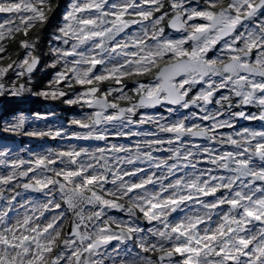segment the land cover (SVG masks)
<instances>
[{
    "label": "snow or ice",
    "instance_id": "obj_1",
    "mask_svg": "<svg viewBox=\"0 0 264 264\" xmlns=\"http://www.w3.org/2000/svg\"><path fill=\"white\" fill-rule=\"evenodd\" d=\"M58 7L0 0V98L87 109L71 120L82 131L26 129L20 114L0 132L104 145L0 150V264H264V0H73L37 91L29 32ZM157 108L186 114L141 111Z\"/></svg>",
    "mask_w": 264,
    "mask_h": 264
},
{
    "label": "rangeland",
    "instance_id": "obj_2",
    "mask_svg": "<svg viewBox=\"0 0 264 264\" xmlns=\"http://www.w3.org/2000/svg\"><path fill=\"white\" fill-rule=\"evenodd\" d=\"M5 15L6 14L0 13V20H2ZM53 46H58L57 42L55 40L53 42ZM52 56H53V54H52ZM54 58L55 57L53 56V59ZM46 68L47 67L38 65L36 71H38L39 74H43L45 72ZM10 75H11V73H10ZM143 79L146 80L147 78L145 77ZM35 80H36V78L33 76L32 83ZM32 83L30 85H28L31 88H32ZM126 83L128 84L129 88L134 87V84L131 81H126ZM77 90H79V89H77ZM19 98L31 99V98H36V97L25 94L24 96L19 97ZM1 99H5V98H0V100ZM14 99H17V98H14ZM41 99H43V98H41ZM45 101H46V103L42 106V109L40 111L33 112V113L28 112V111H20L17 114L10 116L9 118H5L4 121H2V125L0 127H2L6 122L13 121L18 115L23 114L27 118V122H26V126H25L26 129H32V128L47 129L50 127L52 129L66 130V132L68 134H71L73 132L82 131L81 129L72 125L71 120L80 118L82 115V112L89 111V110H87V109L82 110L78 106L63 105V107H68V109H71L70 114L66 118V111L54 110L55 105L52 103L53 101H51V100H45ZM59 107L57 106V108H59ZM0 108H1V102H0ZM141 111L147 112L148 114H151V115L158 116L156 111H154L152 109L141 110ZM36 114H39L40 116H43L45 118L44 119H37ZM145 129L151 130V126L144 125V126H141L139 128H134V130H138V131H143ZM137 139L138 138H136V137L117 138V139H112L110 142L111 143H118V144L132 145L134 143V141ZM70 144H75L77 146L83 145V146H87V147H95L97 145L103 146L104 142L94 143V142H88V141H78V140H74V139L73 140H64V139H60V138L52 139L50 137L39 138V137H30V136H24V135H12V134H8V133L0 132V150L10 149L11 152L18 154L20 157L25 158V159L30 158L29 157L30 153L43 154L49 149H57V148H61V147H67ZM155 155L160 156L159 153H157ZM12 158L15 159L16 156H13ZM142 166H146V165H142ZM0 171H2V169H0ZM149 187H151V186H149ZM218 195H219V193H218ZM26 197H33L35 200L40 201V202H42L44 199L42 196H40V194L24 193L23 197H18L17 200L19 201V200L26 198ZM2 203L3 202L0 201V204H2ZM121 203H123V201H121ZM28 207L31 208V205H29ZM20 211L23 212L24 209H20ZM29 214H31V212H29ZM46 215H50V214H46ZM109 215L114 216L120 220L128 219L127 213L124 211L116 212L114 210H111L109 212ZM173 215H177V214L174 213ZM180 215H183V213H180ZM138 223L144 228L151 227V225H148V223L146 221H144L143 219L139 220ZM67 227L68 226L66 224L65 230Z\"/></svg>",
    "mask_w": 264,
    "mask_h": 264
},
{
    "label": "trees",
    "instance_id": "obj_3",
    "mask_svg": "<svg viewBox=\"0 0 264 264\" xmlns=\"http://www.w3.org/2000/svg\"><path fill=\"white\" fill-rule=\"evenodd\" d=\"M73 0H53L54 3H58L59 7L55 10V12L50 14L49 20L44 25L43 29L34 28L29 32V37H38L39 43L37 46L36 54L40 57V66L47 67L43 74H39L38 71L33 73V76L36 80L32 83V88L34 90L43 89L49 80L52 79L55 69H51L48 67L49 63L52 62L53 56L51 52V48L53 46L54 40L52 39L54 34L56 33V29L63 23V14L68 9L69 4ZM22 37H17L20 39ZM10 49H15L22 56L23 51L15 48L14 45H9ZM15 59L16 57L13 56ZM7 63V61H5ZM78 89V88H77ZM67 91H71L66 89ZM44 99L39 97L31 98V99H23V98H5L1 99V108H0V126L2 125V121L5 118H9L12 115L17 114L20 111H28V112H38L42 109V106L46 103ZM55 105L54 110L66 111V118L70 114L71 109L68 107H63L66 105L61 103L59 100L52 102ZM57 106L60 108H57Z\"/></svg>",
    "mask_w": 264,
    "mask_h": 264
},
{
    "label": "flooded vegetation",
    "instance_id": "obj_4",
    "mask_svg": "<svg viewBox=\"0 0 264 264\" xmlns=\"http://www.w3.org/2000/svg\"><path fill=\"white\" fill-rule=\"evenodd\" d=\"M193 3H195V0H193ZM166 32L171 33V35L173 37H178L179 36V33H175L171 29H166ZM217 47H219V45ZM208 55L209 56H213V52H209ZM197 87H199V86H197ZM209 107L211 108V107H214V106H209ZM153 110L156 111L158 116L163 115V116L168 117V118L173 119V120H175L177 118H180V117H182L183 115L186 114V110H179L178 112L173 113L171 115L169 113H167L166 111H164L162 108H157V109H153ZM187 111H196V109H190V110H187ZM247 111H256V109L249 108V109H247ZM245 126L259 128L261 126V122H259V121H244V120L238 121L237 128H241V127H245ZM220 131L230 132V131H233V130L232 129H222ZM196 142L197 143H206L205 141H202V140H198ZM159 155L160 156H166L167 153H160Z\"/></svg>",
    "mask_w": 264,
    "mask_h": 264
},
{
    "label": "water",
    "instance_id": "obj_5",
    "mask_svg": "<svg viewBox=\"0 0 264 264\" xmlns=\"http://www.w3.org/2000/svg\"><path fill=\"white\" fill-rule=\"evenodd\" d=\"M91 142H102V141H91ZM114 211H116V212H119V211H117V210H114ZM68 226V225H67ZM68 229V227L66 228V230Z\"/></svg>",
    "mask_w": 264,
    "mask_h": 264
},
{
    "label": "bare ground",
    "instance_id": "obj_6",
    "mask_svg": "<svg viewBox=\"0 0 264 264\" xmlns=\"http://www.w3.org/2000/svg\"><path fill=\"white\" fill-rule=\"evenodd\" d=\"M41 196V195H40Z\"/></svg>",
    "mask_w": 264,
    "mask_h": 264
}]
</instances>
